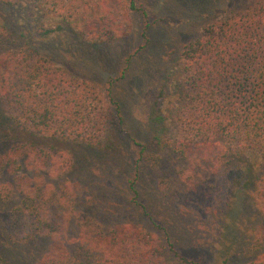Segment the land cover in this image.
<instances>
[{
  "label": "trees",
  "instance_id": "obj_1",
  "mask_svg": "<svg viewBox=\"0 0 264 264\" xmlns=\"http://www.w3.org/2000/svg\"><path fill=\"white\" fill-rule=\"evenodd\" d=\"M0 9V140L6 142L0 177L14 166L50 176L69 173L75 161L61 147L65 141L100 145L103 152L117 154L109 130L112 115L124 125L120 103L113 110L96 83L70 77L44 50L74 33L91 46L117 41L130 32L134 13L142 16L146 36L150 12L138 0H0ZM179 57L180 78L169 76L146 95L144 118L162 128L171 112L180 134L173 151L210 160L213 167H234L237 189L264 182V0L231 8ZM172 102L176 106L169 110ZM127 134L132 150L140 154L131 161L134 176L129 179L130 190L139 195L140 159L147 145ZM3 192L0 201H6ZM54 224L60 230L52 232V244L37 264H200L182 257L168 232L163 238L136 223L104 234L81 222L79 235L69 238L64 216H23L14 209L8 233L27 242ZM0 264L10 263L0 256ZM248 264H264V251Z\"/></svg>",
  "mask_w": 264,
  "mask_h": 264
},
{
  "label": "rangeland",
  "instance_id": "obj_2",
  "mask_svg": "<svg viewBox=\"0 0 264 264\" xmlns=\"http://www.w3.org/2000/svg\"><path fill=\"white\" fill-rule=\"evenodd\" d=\"M138 1L150 12L146 36L142 16L134 13L130 32L117 41L91 46L74 33L76 39L65 35L61 44L56 40L44 50L70 77L96 83L113 110L114 103H120L124 125L112 115L115 122L109 133L117 154L103 152L100 145L65 141L61 147L69 149L75 161L69 173L50 176L14 166L0 177L6 198L0 201V256L10 264H37L52 244V232L60 230L54 224L47 234L20 241L8 233L14 209L23 216H64L69 238L79 235L81 222L104 234L124 223L139 224L163 238L168 232L179 254L200 264H248L264 251V182L237 189L234 179L239 173L234 167H213L210 160L173 151L180 134L171 112L161 122L163 129L143 116L146 95L169 76L180 78L177 63L182 50L206 26L246 0ZM174 106L172 102L169 110ZM127 132L147 145L140 159L139 195L130 190L129 179L134 176L131 161L140 154L132 150ZM5 143L0 140V152ZM24 174L29 179L24 181Z\"/></svg>",
  "mask_w": 264,
  "mask_h": 264
}]
</instances>
